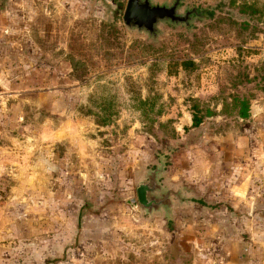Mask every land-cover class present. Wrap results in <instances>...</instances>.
Returning <instances> with one entry per match:
<instances>
[{
	"label": "rangeland",
	"instance_id": "374dc122",
	"mask_svg": "<svg viewBox=\"0 0 264 264\" xmlns=\"http://www.w3.org/2000/svg\"><path fill=\"white\" fill-rule=\"evenodd\" d=\"M248 1L263 14L182 0L206 19L153 40L125 28L127 0H0L1 257L199 264L215 241L251 240L264 224V0ZM162 165L155 195L174 194L147 214L136 187Z\"/></svg>",
	"mask_w": 264,
	"mask_h": 264
},
{
	"label": "water",
	"instance_id": "95a60500",
	"mask_svg": "<svg viewBox=\"0 0 264 264\" xmlns=\"http://www.w3.org/2000/svg\"><path fill=\"white\" fill-rule=\"evenodd\" d=\"M181 2L182 0H174L171 4H159L152 0H127L122 16L123 24L129 31L145 33L149 38L156 40L161 24L185 26L190 29L195 19L204 20L210 12L198 7L181 12ZM162 168L163 165L155 167L148 181L136 187L137 204L147 214L169 207L170 196L174 194L167 191L162 196L155 195L160 191L157 175Z\"/></svg>",
	"mask_w": 264,
	"mask_h": 264
},
{
	"label": "crops",
	"instance_id": "0c3cea01",
	"mask_svg": "<svg viewBox=\"0 0 264 264\" xmlns=\"http://www.w3.org/2000/svg\"><path fill=\"white\" fill-rule=\"evenodd\" d=\"M257 228L258 232L253 234L250 241L238 239L215 241L214 251L210 248L209 253H202L203 259H199V264H264V224L257 225ZM0 264L15 262L9 257L0 256Z\"/></svg>",
	"mask_w": 264,
	"mask_h": 264
},
{
	"label": "trees",
	"instance_id": "16d2710c",
	"mask_svg": "<svg viewBox=\"0 0 264 264\" xmlns=\"http://www.w3.org/2000/svg\"><path fill=\"white\" fill-rule=\"evenodd\" d=\"M237 2H240L238 7L240 8V13L249 17V18H255V16L259 14H263L262 11L259 10L257 5L255 4V1H252L251 3L248 0H230L229 5L234 6L237 4ZM219 7V6H218ZM210 17L213 16V13H210ZM241 26H244L245 28L248 27V23L243 22ZM194 64L192 62H182V67L188 68L189 66H193ZM146 103V102H144ZM145 105V104H142ZM96 107L99 108V110L104 114L103 117L100 119L101 125H106L110 121V115L113 111V102L109 101L106 97H101L99 101L96 103ZM248 106H243L242 104V111H240V117L245 118L246 113L248 111ZM249 112V111H248ZM247 117V116H246ZM191 121L192 125L191 127L194 129H197L202 124V117H199L198 112L196 111V108L193 109L191 114ZM194 202V201H193ZM198 203V201H195Z\"/></svg>",
	"mask_w": 264,
	"mask_h": 264
}]
</instances>
